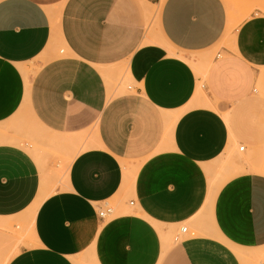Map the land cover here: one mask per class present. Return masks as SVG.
Returning a JSON list of instances; mask_svg holds the SVG:
<instances>
[{"label":"crops","instance_id":"obj_1","mask_svg":"<svg viewBox=\"0 0 264 264\" xmlns=\"http://www.w3.org/2000/svg\"><path fill=\"white\" fill-rule=\"evenodd\" d=\"M235 1L238 22L232 0H0L6 264L256 258L264 0ZM45 150L69 159L62 174Z\"/></svg>","mask_w":264,"mask_h":264},{"label":"rangeland","instance_id":"obj_2","mask_svg":"<svg viewBox=\"0 0 264 264\" xmlns=\"http://www.w3.org/2000/svg\"><path fill=\"white\" fill-rule=\"evenodd\" d=\"M235 4L240 5L239 7H237L235 10H232L230 12V17L233 19V21H237L241 18H245L249 16V11H245L242 7V5L239 2H236L235 0H232ZM251 10V9H250ZM241 17V18H240ZM230 42H231V36L226 35V37L218 44V46L215 49V53L221 48V47H226V48H230ZM214 53V54H215ZM202 85H205V83H202ZM122 86L124 88H126L128 86V82L125 79H122ZM45 152H48V154H52L53 156H55V165H57V170L59 171L60 174H62L67 167V163H68V158L64 157V156H59L55 153H52L48 150H45ZM108 204L110 206L113 207L114 209V215L119 214V208L120 206L123 204L122 201L118 200V199H114V200H110L108 202ZM18 229H14L12 230L14 233H17L18 235H20V231H21V225L18 224ZM195 232V230H193ZM175 233L171 234L169 239L170 241H173ZM233 250H238V249H233ZM249 253H255L256 258H251L249 261H240L241 264H264V247L249 251ZM8 257V256H7ZM6 257V258H7ZM6 258H0V264L2 263V261H4Z\"/></svg>","mask_w":264,"mask_h":264},{"label":"built area","instance_id":"obj_3","mask_svg":"<svg viewBox=\"0 0 264 264\" xmlns=\"http://www.w3.org/2000/svg\"><path fill=\"white\" fill-rule=\"evenodd\" d=\"M243 147H240L242 149ZM113 207L110 206L109 204H105L104 208L98 211V216L103 219L106 217H109L113 214ZM186 231V227H181L180 232L184 233Z\"/></svg>","mask_w":264,"mask_h":264},{"label":"bare ground","instance_id":"obj_4","mask_svg":"<svg viewBox=\"0 0 264 264\" xmlns=\"http://www.w3.org/2000/svg\"><path fill=\"white\" fill-rule=\"evenodd\" d=\"M197 92H201V83L198 81V84H197ZM40 202V201H39ZM39 202L37 201L33 206H32V212L35 211L36 207L38 206ZM10 257H7L4 261H2L1 264H6L7 261L9 260Z\"/></svg>","mask_w":264,"mask_h":264}]
</instances>
